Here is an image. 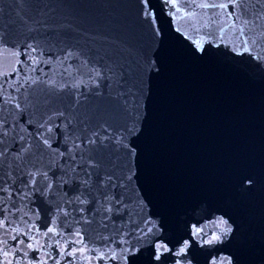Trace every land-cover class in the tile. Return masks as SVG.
<instances>
[{
    "label": "water",
    "instance_id": "water-1",
    "mask_svg": "<svg viewBox=\"0 0 264 264\" xmlns=\"http://www.w3.org/2000/svg\"><path fill=\"white\" fill-rule=\"evenodd\" d=\"M200 2L176 0L177 12L166 0H0V96L16 97L12 104L0 99V118L10 128L0 145L9 149L0 162V189H8L0 191V262L7 251L12 264H125V256L127 264H264V61L225 46L228 33L223 43L217 40L212 21L220 10L196 7ZM187 13L209 26L196 32ZM29 43L40 60L36 71ZM68 51L73 55L64 61ZM53 112L64 116L53 118L59 129L48 134L53 148L47 149L39 122ZM93 130L109 139L75 149L77 137L87 140ZM29 143L24 163L15 167L13 153ZM88 156L99 163L90 191L81 183L85 169L77 168L75 181L71 172ZM114 168L132 177L116 189L129 202L130 217L105 219L98 181ZM37 169L47 170L48 180L37 175L28 185L26 172ZM80 191L88 203L75 199ZM137 226L152 232L143 239L133 232L131 244L122 243L123 233ZM48 228L55 232L45 235ZM77 229L84 244L75 242ZM157 244L168 249L160 260Z\"/></svg>",
    "mask_w": 264,
    "mask_h": 264
},
{
    "label": "snow or ice",
    "instance_id": "snow-or-ice-1",
    "mask_svg": "<svg viewBox=\"0 0 264 264\" xmlns=\"http://www.w3.org/2000/svg\"><path fill=\"white\" fill-rule=\"evenodd\" d=\"M166 2L170 3L172 7H176L177 12L180 11V8L176 6V0H166ZM257 5L259 7H257ZM196 7L202 8V9H208V8H214L219 9L220 12L216 13L215 15L219 16L220 19L213 20L212 23L217 25L219 35L216 37L217 40H219L221 43L224 42L225 34L228 33V43L225 46H233V50L236 52L237 55H244L248 54L253 57V59L259 61H264V55H261L262 52H264V0H255V3H252V0H220V2H206V0H202V2L197 3ZM195 13H187V16L189 19H193L194 23V30L199 33L201 28L208 27L207 21H205L203 24H200L199 21L194 20ZM198 25V26H196ZM201 39H204L203 37ZM214 42V41H210ZM196 47L199 51H203V44L197 40L195 41ZM0 47H3V45H0ZM28 49H31V53H28V58L32 62L31 71H36L37 67L40 63V60L37 56L32 55V53H35L37 49L33 47L31 43L27 45ZM255 50V52H254ZM11 55L14 57H19L20 52L18 49H11L10 50ZM73 53L71 51H68L65 56L63 57L64 61L69 60L72 57ZM16 63L19 64L21 61L19 59L16 60ZM46 63H51V61H46ZM62 63V61H61ZM155 62L153 61V64ZM71 68V65L68 66V68L65 69V71H69ZM13 71H16L14 68ZM40 71H43V69H40ZM11 73H5L4 75H10ZM97 76H100L99 72H96ZM39 80V78H37ZM37 80H33L32 83H36ZM46 83L50 87H55V81L54 80H48ZM65 87V85L61 84L59 85V88L62 90ZM75 87V85H74ZM15 91H19V88L15 89ZM0 99H3V102L5 104H12L16 97L14 96H7L3 97L0 96ZM15 108L17 110L21 109V105L19 103H15ZM63 112H53L51 114L47 115L46 119H43L41 122H39V127L41 129H45L44 132H41L39 134V138L42 141L43 145L47 149H52L53 145L51 143L52 135L56 134V130L59 129V125H54L53 118L54 117H63ZM7 125V121L3 118H0V145H4L5 138L9 137L10 128ZM71 121H67V124L65 125V131L67 132L68 136H72L73 132L70 129ZM23 131V130H22ZM128 131H134V129H129ZM104 132L107 133L108 129L105 128ZM52 134V135H48ZM13 140L16 139L15 136L12 137ZM109 139L108 135L101 136L100 133L96 131L91 132L90 138L87 140H82L80 137H77L76 141H74V147L75 149H80L82 147V144H88V145H97L98 141L102 145L106 140ZM113 139V142L116 144H120L122 141V137L116 136ZM25 140V137L23 135L19 136V141L23 142ZM32 145L29 143L27 145H22L18 152L13 153V159L16 161L15 167L19 168L24 163V157L25 154L30 152ZM67 152L73 153V148H68ZM9 153V149L7 146H4L2 149H0V162L4 161L7 158V155ZM65 156V152L61 151L59 152V157L61 160H63ZM77 159V155L73 153V155L70 157L71 161H75ZM81 160H84L85 157L83 155L80 156ZM52 160L55 161V155H53ZM8 167L12 168L13 163L11 161L8 162ZM83 167L85 169V177L82 179L81 183L83 185H86L88 187V190L91 189L90 181L93 177V172L91 171L94 168H99V163L92 157L88 156L86 159V163L84 165L79 164H72L71 165V172L76 174V176L72 177V179L75 181L79 178V174L77 173V168ZM9 176H11V172L8 173ZM26 175L30 177L28 181V185H35L36 183V177L37 175H42L45 180H48L49 173L47 170L40 172L39 169L32 171L28 170L26 172ZM131 176L125 177L122 173L117 174V171L114 170L110 172H106L103 176L99 177V186L103 191L101 192V198L103 203L101 201H97V203H101V207L103 208V211L107 213L108 215L105 217V219H112L113 216H128L130 217V210H129V202H126L124 195H117L116 189L119 188L123 190L126 187V180H131ZM249 185L251 184V181L247 182ZM63 184H68V180H63ZM74 186L79 189L80 184H74ZM53 187V183L49 182L43 191L45 194L50 191ZM0 191H8L7 188L0 189ZM84 195V191H80V194L75 197L77 201H79L80 204H86L88 203L87 200L81 199V197ZM81 212H83V209H81ZM88 221L85 220V223ZM115 223V221H114ZM126 223L132 224L133 221L129 218ZM221 225L226 224V221L221 220ZM0 226H2V223H0ZM13 231H17L16 229H13ZM222 231L227 233L231 232V228H222ZM54 228H48L45 235L48 233H54ZM135 233V236L137 239H143L144 235H147V233L152 232L151 227H147V230L145 231L142 228H139L137 226L135 229H133L131 232L125 231L123 235L121 236V242L131 244L132 239V233ZM75 235L79 237L75 242L79 244H84L83 237L80 235L79 229H77ZM125 237H128V239H125ZM15 239V237H13ZM107 239V237H105ZM219 236H213L212 241L219 240ZM212 241H209L211 243ZM21 244L24 243V241H20ZM39 242L37 241V244ZM27 248L31 249L33 247L32 244L26 245ZM188 247L187 243H185L184 247H181L179 250V253L177 255L184 253L185 249ZM161 249L163 251H168L167 248L163 244H157L156 245V255L155 259L160 260V252ZM84 247L80 248L79 251L83 254ZM2 251V250H0ZM77 250H73L72 252L67 253L68 255H74ZM122 251L124 253H130V248H123ZM9 253L7 251H3L4 261L0 262V264H12V261L8 259ZM27 256V253H25ZM47 255V253H46ZM65 255L63 248H61V256ZM105 254H101L97 257V259H104ZM112 259L117 258V253L115 251L112 252ZM125 264H127V256L124 257ZM37 264H47V261L44 259H41L37 262ZM55 264H60V260H56ZM177 264H180L179 261H177Z\"/></svg>",
    "mask_w": 264,
    "mask_h": 264
}]
</instances>
